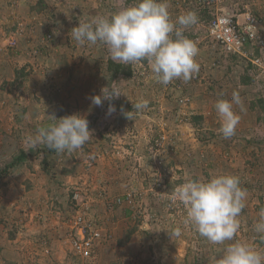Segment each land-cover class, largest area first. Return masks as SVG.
<instances>
[{
	"label": "rangeland",
	"instance_id": "obj_1",
	"mask_svg": "<svg viewBox=\"0 0 264 264\" xmlns=\"http://www.w3.org/2000/svg\"><path fill=\"white\" fill-rule=\"evenodd\" d=\"M137 2L0 0V264H209L236 239L264 251L254 231L264 208V49L227 55L208 34L226 14L250 17L264 38V0H167L173 21L189 11L198 17L184 35L200 64L190 81L167 86L147 61L113 62L105 45L71 38L79 21ZM112 82L121 96L94 105ZM234 91L245 110L233 106L240 120L225 139L215 103ZM138 101L147 107L135 110ZM73 114L92 131L82 149L58 154L25 143L53 123L49 115ZM210 173L237 176L248 192L239 231L224 244L185 225L187 209L172 199L177 186ZM79 216L104 235L98 256L74 248Z\"/></svg>",
	"mask_w": 264,
	"mask_h": 264
},
{
	"label": "clouds",
	"instance_id": "obj_2",
	"mask_svg": "<svg viewBox=\"0 0 264 264\" xmlns=\"http://www.w3.org/2000/svg\"><path fill=\"white\" fill-rule=\"evenodd\" d=\"M197 20L196 14L189 11L173 21L167 0H138L110 16L98 15L88 22L79 21L70 35L79 46L105 45L113 62L129 65L147 61L156 80L167 86L174 80L188 82L200 70L196 60L199 49L184 35L185 29ZM101 91L102 95L92 97L94 105L100 106L103 100L112 101L122 94L116 82ZM234 105L245 110L236 91L232 93L231 101L220 99L215 103L221 119L220 132L225 139L235 135L240 120L233 110ZM146 107L147 101L134 103L137 111ZM115 111V106L110 103L108 114ZM49 116L53 117V123L38 128L34 136L26 138V144L32 147L45 144L58 154H65L82 149L91 139L92 131L86 117L79 114L59 119ZM247 195L239 177L210 173L207 180L189 179L177 186L172 199H178L187 209L185 225L190 224L212 244H224L233 241L239 231L238 217L245 207ZM258 216L254 231L264 239V208L260 209ZM169 233L178 237L181 229L175 228ZM209 264H264V251L236 239L224 248L222 258H213Z\"/></svg>",
	"mask_w": 264,
	"mask_h": 264
},
{
	"label": "built area",
	"instance_id": "obj_3",
	"mask_svg": "<svg viewBox=\"0 0 264 264\" xmlns=\"http://www.w3.org/2000/svg\"><path fill=\"white\" fill-rule=\"evenodd\" d=\"M208 34L227 55L246 57L250 47L264 49V38L250 17L240 23L226 14L217 15L209 24ZM76 225L74 248L83 258L98 256L97 250L105 238L96 222H87L84 216H79Z\"/></svg>",
	"mask_w": 264,
	"mask_h": 264
},
{
	"label": "crops",
	"instance_id": "obj_4",
	"mask_svg": "<svg viewBox=\"0 0 264 264\" xmlns=\"http://www.w3.org/2000/svg\"><path fill=\"white\" fill-rule=\"evenodd\" d=\"M241 16H242V15H241ZM241 16H240V17H241Z\"/></svg>",
	"mask_w": 264,
	"mask_h": 264
}]
</instances>
